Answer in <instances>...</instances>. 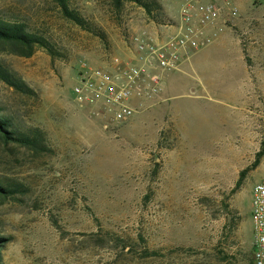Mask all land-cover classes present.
I'll use <instances>...</instances> for the list:
<instances>
[{
	"label": "rangeland",
	"instance_id": "rangeland-1",
	"mask_svg": "<svg viewBox=\"0 0 264 264\" xmlns=\"http://www.w3.org/2000/svg\"><path fill=\"white\" fill-rule=\"evenodd\" d=\"M176 17L183 0H152ZM238 17L167 73L156 104L104 128L72 100L81 62L126 58L138 29L160 28L144 7L0 0V17L43 37L31 57L0 53L30 88L0 81V115L39 144L0 140L2 264H252V189L264 180V0H232ZM243 170L245 177L237 188Z\"/></svg>",
	"mask_w": 264,
	"mask_h": 264
},
{
	"label": "built area",
	"instance_id": "built-area-1",
	"mask_svg": "<svg viewBox=\"0 0 264 264\" xmlns=\"http://www.w3.org/2000/svg\"><path fill=\"white\" fill-rule=\"evenodd\" d=\"M238 17L232 0H183L176 17L155 31L134 30L126 58L109 67L81 62L72 100L104 122L130 120L159 100L164 76L182 71L192 55L215 41ZM253 264H264V180L252 189Z\"/></svg>",
	"mask_w": 264,
	"mask_h": 264
},
{
	"label": "trees",
	"instance_id": "trees-1",
	"mask_svg": "<svg viewBox=\"0 0 264 264\" xmlns=\"http://www.w3.org/2000/svg\"><path fill=\"white\" fill-rule=\"evenodd\" d=\"M54 3L59 7L62 15L74 23L85 26L83 19L80 15L72 10L69 6L68 0H53ZM115 8H120L125 2H133L141 5L145 8L148 15H150L154 21L160 24H166L171 22L169 18H165V15L153 16V9H151V1L147 0H110ZM158 8L161 10L160 4L155 0H152ZM41 47L44 49H50L49 43L41 36L31 33L27 30L25 24L17 21H8L0 17V53H10L20 57H31L35 49ZM50 51V50H49ZM0 81L21 93L30 92V88L26 83L18 77L14 72L10 71L3 63L0 62ZM38 134L27 135L18 133L16 130L12 129L10 121L5 117L0 115V140L5 143H17L23 146H33L39 144ZM264 156V142L263 148L256 154V159L252 164L251 169H255L261 158ZM247 170H243L237 181V188L240 187ZM15 191L12 189V185L4 184L0 182V199L8 198L13 195ZM8 241L6 238L0 237V254L4 243ZM253 255V247H252ZM0 264H2V259L0 255ZM253 264V259H252Z\"/></svg>",
	"mask_w": 264,
	"mask_h": 264
},
{
	"label": "crops",
	"instance_id": "crops-1",
	"mask_svg": "<svg viewBox=\"0 0 264 264\" xmlns=\"http://www.w3.org/2000/svg\"><path fill=\"white\" fill-rule=\"evenodd\" d=\"M182 71H183V69H182Z\"/></svg>",
	"mask_w": 264,
	"mask_h": 264
}]
</instances>
